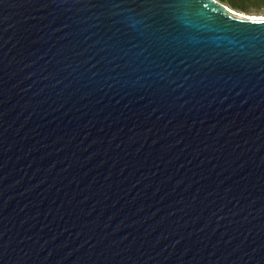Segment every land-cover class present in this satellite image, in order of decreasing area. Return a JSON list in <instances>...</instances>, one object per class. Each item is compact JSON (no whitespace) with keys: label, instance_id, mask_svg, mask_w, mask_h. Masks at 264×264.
<instances>
[{"label":"water","instance_id":"1","mask_svg":"<svg viewBox=\"0 0 264 264\" xmlns=\"http://www.w3.org/2000/svg\"><path fill=\"white\" fill-rule=\"evenodd\" d=\"M0 264H264V19L0 0Z\"/></svg>","mask_w":264,"mask_h":264},{"label":"rangeland","instance_id":"2","mask_svg":"<svg viewBox=\"0 0 264 264\" xmlns=\"http://www.w3.org/2000/svg\"><path fill=\"white\" fill-rule=\"evenodd\" d=\"M218 1L230 7L238 17L264 19V0H234L238 6L222 0Z\"/></svg>","mask_w":264,"mask_h":264},{"label":"trees","instance_id":"3","mask_svg":"<svg viewBox=\"0 0 264 264\" xmlns=\"http://www.w3.org/2000/svg\"><path fill=\"white\" fill-rule=\"evenodd\" d=\"M222 1H226V2L230 3L233 6H238V4L234 0H222Z\"/></svg>","mask_w":264,"mask_h":264}]
</instances>
